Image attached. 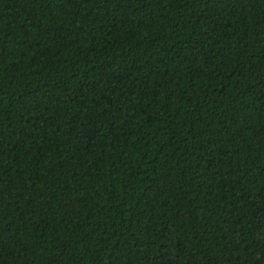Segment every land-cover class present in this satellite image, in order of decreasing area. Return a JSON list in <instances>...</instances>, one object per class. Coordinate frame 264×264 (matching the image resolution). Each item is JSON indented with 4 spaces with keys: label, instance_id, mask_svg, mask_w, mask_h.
Wrapping results in <instances>:
<instances>
[{
    "label": "trees",
    "instance_id": "16d2710c",
    "mask_svg": "<svg viewBox=\"0 0 264 264\" xmlns=\"http://www.w3.org/2000/svg\"><path fill=\"white\" fill-rule=\"evenodd\" d=\"M0 264H264V0H0Z\"/></svg>",
    "mask_w": 264,
    "mask_h": 264
}]
</instances>
